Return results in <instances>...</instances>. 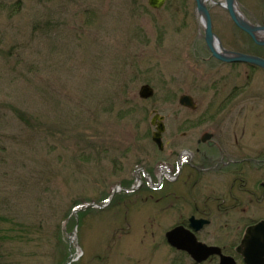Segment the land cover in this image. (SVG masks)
Instances as JSON below:
<instances>
[{
	"label": "rangeland",
	"instance_id": "obj_1",
	"mask_svg": "<svg viewBox=\"0 0 264 264\" xmlns=\"http://www.w3.org/2000/svg\"><path fill=\"white\" fill-rule=\"evenodd\" d=\"M215 1L222 45L260 54ZM237 2L252 22L264 19V0ZM147 84L155 95L145 100ZM184 94L215 112L234 95L215 122L186 130L198 113L179 104ZM155 110L166 118L163 152ZM211 125L264 142V71L210 57L195 0L160 10L148 0H0V264L176 263L165 234L190 203L168 181L134 193L127 182L147 164L177 172L192 146L184 131ZM93 203L106 206L85 208Z\"/></svg>",
	"mask_w": 264,
	"mask_h": 264
},
{
	"label": "flooded vegetation",
	"instance_id": "obj_2",
	"mask_svg": "<svg viewBox=\"0 0 264 264\" xmlns=\"http://www.w3.org/2000/svg\"><path fill=\"white\" fill-rule=\"evenodd\" d=\"M257 25L264 26V19L258 21ZM235 26L250 38L256 48L262 50L256 56L264 58V45L255 43L250 35L236 24ZM258 37L264 39L262 34ZM228 51L242 53L236 50ZM209 53L212 59L224 65H248L250 68L264 71L261 67L247 63L223 62L215 58L210 50ZM233 95L223 100L216 112L210 108L199 109L194 97L189 95L195 106L189 109L198 114L191 119L190 127L186 130L201 129L205 122H215L214 117L223 111ZM160 115L163 116L161 113ZM163 117L166 130L162 140L167 131L166 118ZM228 128L211 125L204 127L196 137L184 131V137L190 135L188 141L192 146L182 149L179 153L176 161L177 172L174 171V166H169L170 170L168 167L157 166V174L151 173L153 169L147 164L148 169L140 168L137 171L136 185L127 182L130 186L127 192L148 190L145 188L146 182L150 184L151 189L159 192L165 188L166 181L171 185H178L169 191H174L180 203H190L191 213L170 230L180 226L190 229L198 242L219 247L222 255L228 257L232 264H264V142H248L244 128L239 132L229 131ZM229 142H232L234 149H229ZM163 143L165 149L167 143L164 140ZM158 149L164 151L159 147ZM184 164L190 169L187 175H183ZM162 171L166 173L162 175ZM153 174L157 177L156 183L152 180ZM181 208L182 206L178 209L181 211ZM259 224H263L261 229L251 235L248 231ZM170 247L180 258L173 264H222L221 255L218 254L198 262L189 253Z\"/></svg>",
	"mask_w": 264,
	"mask_h": 264
},
{
	"label": "water",
	"instance_id": "obj_3",
	"mask_svg": "<svg viewBox=\"0 0 264 264\" xmlns=\"http://www.w3.org/2000/svg\"><path fill=\"white\" fill-rule=\"evenodd\" d=\"M209 1L215 2L214 0H196V9L204 25L205 41L207 47L212 52L213 56L223 62L247 63L264 69V58L246 53L231 52L224 49L220 39L215 34L213 29L212 15L207 4V2ZM166 2L167 0H148L149 6L155 10L162 9L165 6ZM223 6L227 9L230 17L241 30L250 35L255 43L264 45V39H260L258 37V35L260 34L264 35V26L254 25L248 19H246L245 16L240 13L237 8V0H225V4ZM154 93L155 91L152 86L143 85L140 89L139 95L142 99H149L154 96ZM179 103L182 106L192 109L195 107L193 99L189 95L182 96L179 100ZM163 121L164 117L161 116L158 111H154V116L151 120V124L156 128L153 134V141L161 150L164 149L162 136L166 130L165 123ZM117 192L118 190H115L113 196ZM92 206L98 207L96 205ZM78 210L79 208H76L74 212L77 213ZM193 225L194 224H192V226ZM262 225L263 224H259L255 227H252L248 232H250V234L252 235L256 230H260ZM166 240L170 246L189 253V255L195 258L198 262L207 259V257H209L210 255L218 254L221 255L222 264H232L228 257L222 255L221 249L219 247L208 246L198 242L193 232L190 229H185L182 226L168 231L166 233Z\"/></svg>",
	"mask_w": 264,
	"mask_h": 264
},
{
	"label": "bare ground",
	"instance_id": "obj_4",
	"mask_svg": "<svg viewBox=\"0 0 264 264\" xmlns=\"http://www.w3.org/2000/svg\"><path fill=\"white\" fill-rule=\"evenodd\" d=\"M213 4H214V3H213ZM164 173H166V171H162V173H161V174L163 175Z\"/></svg>",
	"mask_w": 264,
	"mask_h": 264
}]
</instances>
